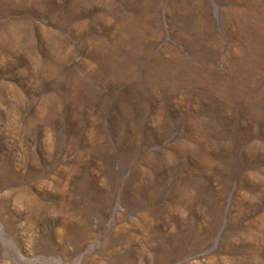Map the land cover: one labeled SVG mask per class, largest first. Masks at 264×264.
Instances as JSON below:
<instances>
[{"label":"rangeland","instance_id":"obj_1","mask_svg":"<svg viewBox=\"0 0 264 264\" xmlns=\"http://www.w3.org/2000/svg\"><path fill=\"white\" fill-rule=\"evenodd\" d=\"M0 264H264V0H0Z\"/></svg>","mask_w":264,"mask_h":264}]
</instances>
